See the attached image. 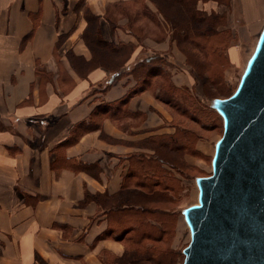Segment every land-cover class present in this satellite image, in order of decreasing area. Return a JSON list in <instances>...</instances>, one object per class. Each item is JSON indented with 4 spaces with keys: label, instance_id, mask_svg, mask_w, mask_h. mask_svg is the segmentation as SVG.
Segmentation results:
<instances>
[{
    "label": "crops",
    "instance_id": "0c3cea01",
    "mask_svg": "<svg viewBox=\"0 0 264 264\" xmlns=\"http://www.w3.org/2000/svg\"><path fill=\"white\" fill-rule=\"evenodd\" d=\"M139 2L0 0V264L132 262L113 217L157 203L141 170L188 129L128 71L156 38L112 13ZM236 3L246 20L264 13V0ZM172 69L183 86V67Z\"/></svg>",
    "mask_w": 264,
    "mask_h": 264
},
{
    "label": "rangeland",
    "instance_id": "374dc122",
    "mask_svg": "<svg viewBox=\"0 0 264 264\" xmlns=\"http://www.w3.org/2000/svg\"><path fill=\"white\" fill-rule=\"evenodd\" d=\"M143 1L138 3L142 7ZM157 2L168 17V22L155 4V11L147 8V11L144 9L145 13L142 7L138 8L143 12L141 17L133 14L138 9L132 6L128 16L123 10L112 13V16L116 14L114 18L117 20L124 15L128 19L124 28L128 27L140 36L145 32L155 36V47L137 59L141 61L148 56L156 57L149 66L153 72L148 73V68L145 67L138 68L137 74L142 76L140 84L159 93L161 99L170 101L166 106L171 112H184L182 115L185 119L182 121L188 129L180 142L186 147L182 157L188 155V162L175 157L172 160L173 168L162 170L158 166L156 175L161 181L159 188L164 190L161 192L164 198L158 199L154 206L165 210V215L157 214L155 219L162 222L163 229L160 231L158 226L157 229H151L153 237L159 241H146L152 250L140 248V252L135 255L140 260L148 255L154 256L156 262L150 261L149 264H181L182 259L184 260L183 249L190 241V229L182 208L196 204L195 177L211 174L214 155H211L212 145L215 139L223 135V119L211 106V101L213 98L228 97L237 88L245 70L244 59L253 49L264 13L262 11L246 20L236 0ZM161 41L168 42L169 46L160 44ZM231 47L237 53L235 58ZM176 65L183 67V72L178 77L180 82H184L183 86L176 85L172 80V68ZM199 139L200 150H197L195 146ZM142 169L143 176L148 169ZM147 179V186L152 191L159 189L153 186L155 180L152 174ZM149 216L151 215L145 214L141 217V223L136 222L141 230L134 238L141 236L142 230L149 227L145 223ZM124 224L121 222L119 227L122 235L126 231H122ZM126 260L125 264H146L143 261L133 263Z\"/></svg>",
    "mask_w": 264,
    "mask_h": 264
},
{
    "label": "water",
    "instance_id": "95a60500",
    "mask_svg": "<svg viewBox=\"0 0 264 264\" xmlns=\"http://www.w3.org/2000/svg\"><path fill=\"white\" fill-rule=\"evenodd\" d=\"M223 119L210 175L197 176L198 203L183 264H264V25L235 91L214 98Z\"/></svg>",
    "mask_w": 264,
    "mask_h": 264
},
{
    "label": "trees",
    "instance_id": "16d2710c",
    "mask_svg": "<svg viewBox=\"0 0 264 264\" xmlns=\"http://www.w3.org/2000/svg\"><path fill=\"white\" fill-rule=\"evenodd\" d=\"M151 1L156 5L158 11L163 15L164 19L168 22V17L162 12V9L160 7L159 2H157V0H151ZM117 5H123V7H121V8H122L123 11H125V14H127V16L129 15V13H131L130 10H129L131 8V5L123 4V3L116 4V6ZM142 9L143 10L145 9L147 11V8H145V7H142ZM145 10H144V12H145ZM141 11L142 10H139L138 9V11L135 12V15H137V17H141L140 15L143 14V12H141ZM112 23L115 26V24L117 23V21L113 20ZM155 58L156 57H154V56L145 57L143 60L135 62L128 69V71L133 74L134 78L137 81L136 89L138 91L139 90L141 91L142 89H144V88L147 87V85L143 86L144 84H140V78H142V76L139 75V74H137L138 71H139L138 68L139 67H145V68H148V71H149L148 73L153 72V69H151L149 66L154 62ZM145 63L148 64V66H146ZM120 74L121 73H117L115 76H113L110 80L107 81L106 85L109 86L112 83H114L116 81V79H117V76H119ZM156 74H157V72H155L154 75H156ZM148 75H151V74H148ZM157 97L160 98L159 93H157ZM161 100L164 101L165 103H170V101H168V100H166V101L163 100V99H161ZM180 113L183 114L184 112H180ZM223 128H224V126H223ZM184 132H186V130ZM181 139H182V137L180 138L178 136V137L174 138L173 140H170L169 142H167V146H170L172 148V150H173L172 155L167 160H157L156 163L157 164L159 163V164L156 165V168L154 170H152L151 173L147 172L146 174H144L146 179L144 178V176H142L143 179H142L141 184L144 185V186H146V188L149 189L150 191H152V190H151L150 187L147 186V184L149 182V180L147 179V177L148 176H151V174H152V176L154 177V180H155L154 181L155 184L153 186L154 187H158V188L160 187V182L161 181H159V177L156 175L157 168L159 166V168L162 169V170L163 169H167V168H164L162 166L163 165L162 163H167L169 165V167H171V168L174 167V165L172 163V160L175 157L176 158H180V156H182V152H183V149L185 147L184 144L182 142H180V141H182ZM173 143H175V144H173ZM167 189L169 190V188H165V190H167ZM154 191H155L154 192L155 193V196L158 199L162 200L164 198L163 195H162V193H161L164 190H161V188H159L158 190L155 189ZM164 211L165 210L160 209V208H158L156 206H151V207H146V208H143V209L142 208L135 209V211L133 213H130L128 215H125L124 217L118 216L117 214H115V216H114L115 218L113 217L115 219V224H114L115 226H114V228H111V230H110L111 232L119 233L120 234L121 231H120V228L119 227L121 225V222L122 223H125L123 225L122 231L126 230L123 235L126 236L127 241L129 240L131 242V250H132V255H133L132 262L133 263L134 262H138L139 263V261H143L146 264L148 262H150V261L156 262V260H154V256H152V255L145 256L141 260L138 259V258H136L135 255H137L140 252V248H143L145 251L152 250V247L149 246L148 243H146V241H151V242L159 241L158 239H156L155 237H153V235H152L153 231L151 229H157V226H158V229L160 231H162L163 224H162V222L157 221L155 219V216L157 214H160L161 216L165 215L164 214ZM145 214L151 215V216H149L145 220L146 221L145 223L148 224L149 227L146 230L145 229L142 230L143 232H142V235L141 236H138V237L136 236V238H134L135 235L139 232V230H141V229H139L140 226H138L136 222H140L141 217L143 215H145ZM131 233H133L134 236ZM120 236H122V234H120Z\"/></svg>",
    "mask_w": 264,
    "mask_h": 264
},
{
    "label": "bare ground",
    "instance_id": "6f19581e",
    "mask_svg": "<svg viewBox=\"0 0 264 264\" xmlns=\"http://www.w3.org/2000/svg\"><path fill=\"white\" fill-rule=\"evenodd\" d=\"M263 25H264V20L262 21V24L260 25V28H259V31H258V33H257V37H256V40H255V43H254V45H253V49L251 50V52L246 56V58L244 59V66H243V70L245 69V67H246V64H247V61H248V59H249V57L251 56V54L253 53V51H254V48H255V46H256V43H257V40H258V37H259V34H260V32H261V30H262V28H263ZM232 55H234V58L235 57H237V53H235V51L234 50H232ZM242 70V71H243ZM240 79V78H239ZM214 99V98H213ZM220 138V137H219ZM219 138H217V139H215L214 140V142H213V145H212V154L211 155H213V153H214V148H215V143H216V141L219 139ZM200 176V175H199ZM197 177V176H196ZM195 177V178H196ZM198 192H199V189H198V186H197V184H196V202H194V203H197L198 202ZM189 206V205H188ZM188 206H185L184 208H186V207H188ZM184 208H182V210L184 209ZM188 238L190 239L191 238V235H190V230L188 231ZM189 243V242H188ZM187 246V245H186ZM183 263V259H182V261H181V264Z\"/></svg>",
    "mask_w": 264,
    "mask_h": 264
}]
</instances>
